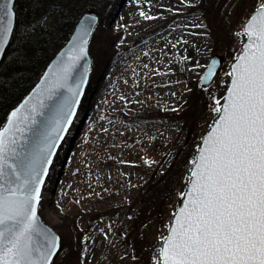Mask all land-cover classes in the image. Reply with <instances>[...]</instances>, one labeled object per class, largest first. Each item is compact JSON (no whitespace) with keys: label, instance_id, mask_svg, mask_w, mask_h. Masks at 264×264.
I'll return each mask as SVG.
<instances>
[{"label":"snow or ice","instance_id":"obj_1","mask_svg":"<svg viewBox=\"0 0 264 264\" xmlns=\"http://www.w3.org/2000/svg\"><path fill=\"white\" fill-rule=\"evenodd\" d=\"M17 2L0 0V55L16 32ZM36 2L42 5L44 0ZM181 3L187 8L198 7V0ZM235 8L237 4H231L228 15ZM139 15L144 20L157 19L144 10ZM55 24L53 13L45 11L35 19L32 35L37 29L51 33ZM192 27L202 30L189 35L202 36L206 42L203 49L183 37L171 47L195 48L197 56L187 54L185 47L175 62L181 71L197 74L200 91L211 101L206 105L210 123L189 160L184 190L178 193V205L165 226L166 234L158 238L159 247L153 249L150 264H264V0H254L234 32L241 48L234 53L223 78L218 79L222 61L207 44L212 39L211 29L203 20ZM94 43H106L100 18L82 14L31 94L0 126V264H90L94 256L89 241L94 244L95 238L83 233L78 220L62 235L41 216L57 150L70 133L86 95ZM203 53L208 54L204 63ZM221 86L223 95H215ZM184 91L191 93L192 89ZM120 100L130 102L124 96ZM187 103L184 99L167 110L180 112ZM142 150L144 165L151 168L159 164L147 148ZM121 163L135 166L133 161ZM74 203L79 205L80 200ZM68 211L58 205L62 216ZM107 227L109 231L101 228L100 234L113 243L112 226ZM127 236L125 230V244ZM138 260L135 247L127 245L120 264Z\"/></svg>","mask_w":264,"mask_h":264},{"label":"rangeland","instance_id":"obj_2","mask_svg":"<svg viewBox=\"0 0 264 264\" xmlns=\"http://www.w3.org/2000/svg\"><path fill=\"white\" fill-rule=\"evenodd\" d=\"M253 2L198 0V7L187 8L181 0H140L139 6L137 0H111L99 17L106 43L92 46L89 90L46 181L41 210L44 222L62 235L78 220L83 233L95 238L94 244L89 241L94 253L90 264H120L127 245L136 249L139 260L135 264H150L153 249L159 247L158 238L166 232L178 193L184 189L189 160L208 130L211 115L206 107L211 101L200 91L197 74L181 71V65L175 62L185 47L187 54L197 56L195 48L181 45L173 49L171 45L180 37L187 39L188 30L202 31L192 25L203 20L211 29L212 39L207 44L212 54L223 57L218 79L223 78L234 53L240 50L234 32L239 30ZM202 3L204 8L199 10ZM233 3L237 8L228 15ZM141 10L157 19L144 20L139 15ZM118 25L126 27L118 29ZM154 40L160 43L150 47ZM189 41L201 49L206 43L202 36ZM163 48L168 51L166 67L148 80L153 53ZM207 55L202 54V63ZM177 80L186 83L177 84ZM186 87L192 92H185ZM223 93L221 86L214 94ZM121 96L130 102L125 104ZM184 99L188 103L182 111L167 110L182 104ZM149 136L156 139L150 142ZM143 148L159 164L151 168L144 165ZM121 161H133L135 166ZM75 200H80V204H75ZM58 205L70 210L67 215L58 212ZM108 225L112 226L113 243L100 234L101 228L109 231ZM125 230L127 244L123 239Z\"/></svg>","mask_w":264,"mask_h":264},{"label":"trees","instance_id":"obj_3","mask_svg":"<svg viewBox=\"0 0 264 264\" xmlns=\"http://www.w3.org/2000/svg\"><path fill=\"white\" fill-rule=\"evenodd\" d=\"M110 1L44 0L40 5L36 0H18L16 32L0 64V126L38 81L44 68L68 39L81 15L92 10L101 17ZM200 6L199 10L204 8L203 3ZM45 11L53 13L55 31L43 33L37 29L35 35H32L35 19ZM88 90L89 83L86 94Z\"/></svg>","mask_w":264,"mask_h":264},{"label":"bare ground","instance_id":"obj_4","mask_svg":"<svg viewBox=\"0 0 264 264\" xmlns=\"http://www.w3.org/2000/svg\"><path fill=\"white\" fill-rule=\"evenodd\" d=\"M190 32L194 33L192 30H188L186 32V37H188L187 39L192 40L193 42H195L197 39H199V37H197V36L189 35ZM154 41H156V40H154ZM158 43H160V41H158V42L156 41L150 47H155ZM167 52L168 51L163 48L162 50L156 51L153 53V58L151 59V62H153L151 64V66L153 67V69H152L151 73H149L146 76L148 80H149V78H151V79L156 78L159 75L160 71H162V68L166 67V63L168 62V53ZM143 71H145V70H143Z\"/></svg>","mask_w":264,"mask_h":264},{"label":"water","instance_id":"obj_5","mask_svg":"<svg viewBox=\"0 0 264 264\" xmlns=\"http://www.w3.org/2000/svg\"><path fill=\"white\" fill-rule=\"evenodd\" d=\"M83 14H87V15H98L95 11H92V10H88V11H85ZM82 16V15H81ZM81 18V17H80ZM77 25V22H76V24H75V26ZM74 26V27H75ZM74 27H73V29H74ZM73 29H72V31H73ZM72 31H71V33H70V35L72 34ZM70 35H69V37H70ZM68 37V38H69ZM65 44V43H64ZM9 47V46H8ZM8 47H7V49H8ZM240 48H241V45H240ZM7 49L5 50V52L2 54V55H0V64H1V61L3 60V57L5 56V54H6V52H7ZM60 50H62V47L55 53V55L53 56V58L51 59V61L47 64V66L44 68V70L42 71V73H41V75H40V77L43 75V73L45 72V71H47V68H48V66H50L52 63H53V61L56 59V56H57V54H58V52L60 51ZM215 56H217L219 59H221V61H222V64H223V57L222 56H220V55H217V54H215ZM40 77H39V79H40ZM39 79H38V81L35 83V85L31 88V90L27 93V95L16 105V107L28 96V95H30L31 94V92H32V90H33V88H35V86H36V84L39 82ZM87 88V87H86ZM83 101V100H82ZM13 110V109H12ZM11 110V111H12ZM10 111V112H11ZM10 112H9V114H10ZM9 114L7 115V117L9 116ZM7 117H6V119H5V121H4V123L6 122V120H7ZM75 121H76V119H75ZM74 121V122H75ZM3 123V124H4ZM3 124L1 125V126H3ZM66 140V139H65ZM65 140L61 143V146H60V148H58V152L60 151V149L63 147V145L65 144ZM57 158V157H56ZM184 190V189H183ZM178 202H179V199H178V201L176 202V205H175V207L178 205ZM175 209V208H174ZM165 234H166V232H165Z\"/></svg>","mask_w":264,"mask_h":264}]
</instances>
